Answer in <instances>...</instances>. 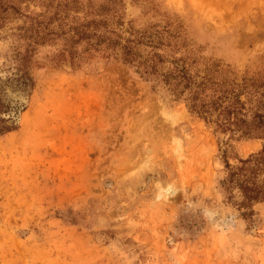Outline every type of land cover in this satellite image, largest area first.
Returning a JSON list of instances; mask_svg holds the SVG:
<instances>
[{"label": "rangeland", "instance_id": "obj_1", "mask_svg": "<svg viewBox=\"0 0 264 264\" xmlns=\"http://www.w3.org/2000/svg\"><path fill=\"white\" fill-rule=\"evenodd\" d=\"M147 2L123 0L124 25L175 18L202 57L264 69V0ZM52 11L0 0V264H264V204L246 218L218 184L260 142L119 62L54 65L60 39H32Z\"/></svg>", "mask_w": 264, "mask_h": 264}, {"label": "trees", "instance_id": "obj_2", "mask_svg": "<svg viewBox=\"0 0 264 264\" xmlns=\"http://www.w3.org/2000/svg\"><path fill=\"white\" fill-rule=\"evenodd\" d=\"M46 4L53 9L52 29L36 22L32 39L40 45L46 37L60 39L51 60L54 65L76 68L93 59L119 62L141 80L159 85L227 140H258L256 152L232 165L223 161L225 172L218 184L227 199L238 197L236 205L246 218L252 215V205L264 204L263 68L239 73L219 59L202 57L175 18L164 16L141 26L129 20L124 25L123 0H46ZM26 79L20 76L16 82L25 86ZM12 130L6 126L0 132Z\"/></svg>", "mask_w": 264, "mask_h": 264}]
</instances>
